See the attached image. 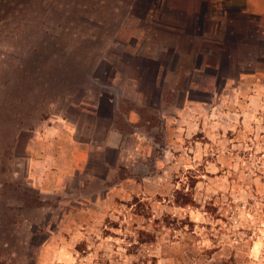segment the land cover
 Returning <instances> with one entry per match:
<instances>
[{
	"label": "rangeland",
	"instance_id": "rangeland-1",
	"mask_svg": "<svg viewBox=\"0 0 264 264\" xmlns=\"http://www.w3.org/2000/svg\"><path fill=\"white\" fill-rule=\"evenodd\" d=\"M140 1L0 14V264H264L262 79L94 77L114 38L150 56Z\"/></svg>",
	"mask_w": 264,
	"mask_h": 264
},
{
	"label": "crops",
	"instance_id": "crops-1",
	"mask_svg": "<svg viewBox=\"0 0 264 264\" xmlns=\"http://www.w3.org/2000/svg\"><path fill=\"white\" fill-rule=\"evenodd\" d=\"M143 2H150L149 16L159 14L162 32H175L156 34L153 26L150 56L172 47L174 61H197L199 70H223L246 86L257 79L264 85V0H141L138 6Z\"/></svg>",
	"mask_w": 264,
	"mask_h": 264
},
{
	"label": "flooded vegetation",
	"instance_id": "flooded-vegetation-1",
	"mask_svg": "<svg viewBox=\"0 0 264 264\" xmlns=\"http://www.w3.org/2000/svg\"><path fill=\"white\" fill-rule=\"evenodd\" d=\"M152 1V0H151ZM150 2H146L138 6L139 2H137V6L135 4V7L131 9V12L128 14L129 11H124L122 14V19L126 18H132L137 17L141 20L139 25H136L135 27L137 30L147 31L149 27H156L154 29H160L161 25L159 22V18L157 17L156 24L154 22L149 21V9L148 4ZM127 14V16H126ZM100 18H102L101 14H98ZM158 16V15H157ZM118 22H112L108 25V27H105V25L100 21V23H97L98 27L102 28H108L115 30L116 25ZM122 39L114 38L112 41L111 46V55L113 58L112 63H108V61H104L101 65V68L97 70L94 77H99L102 82L113 84V81L117 80L119 78L120 82L126 83V81H139V88L141 91L145 92L148 89H152L155 94H160L157 90L158 86L157 83L159 80H161V84L165 83L166 77L168 74L176 76L178 73V69H180V66L184 67H190L189 74L186 75V79H191V81L195 85V89H190V92L192 96L196 97V94L200 93V89L202 83L201 79L206 77H217L221 80L227 79L226 73L223 70H214V69H207L204 71L199 70L201 64L200 62H190L188 64H182L180 61H174L173 57L171 56V53L175 50L174 48L170 47L167 54L166 52H162L161 54L158 53L156 56H148L143 53V51H135L132 52L129 48L128 43L123 42ZM137 42V39H133L132 41V47L136 48L135 44ZM147 45V43H145ZM155 57V58H154ZM157 57V58H156ZM192 69V70H191ZM200 72H198V71ZM205 75V76H204ZM201 84H200V83ZM200 84V85H199ZM204 84V83H203ZM121 88L119 87V90ZM188 85L184 90H178L175 91L176 95L179 96V101H182L185 96L188 94ZM202 90V89H201ZM160 91V90H159ZM107 98H110L111 96H114L112 93H108L106 95ZM108 115V114H106ZM111 117V116H110Z\"/></svg>",
	"mask_w": 264,
	"mask_h": 264
},
{
	"label": "trees",
	"instance_id": "trees-1",
	"mask_svg": "<svg viewBox=\"0 0 264 264\" xmlns=\"http://www.w3.org/2000/svg\"><path fill=\"white\" fill-rule=\"evenodd\" d=\"M2 4L4 6V9H0V14H8L19 6V0H2Z\"/></svg>",
	"mask_w": 264,
	"mask_h": 264
}]
</instances>
